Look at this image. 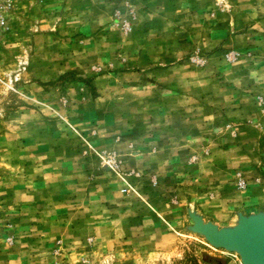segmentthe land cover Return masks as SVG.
<instances>
[{"label": "rangeland", "instance_id": "1", "mask_svg": "<svg viewBox=\"0 0 264 264\" xmlns=\"http://www.w3.org/2000/svg\"><path fill=\"white\" fill-rule=\"evenodd\" d=\"M261 188L264 0H19L0 264H242L188 211L232 226Z\"/></svg>", "mask_w": 264, "mask_h": 264}, {"label": "water", "instance_id": "2", "mask_svg": "<svg viewBox=\"0 0 264 264\" xmlns=\"http://www.w3.org/2000/svg\"><path fill=\"white\" fill-rule=\"evenodd\" d=\"M188 214L193 222L189 229L203 235L210 245L237 252L242 264H264V211L239 212L234 225L222 227L193 210Z\"/></svg>", "mask_w": 264, "mask_h": 264}, {"label": "crops", "instance_id": "3", "mask_svg": "<svg viewBox=\"0 0 264 264\" xmlns=\"http://www.w3.org/2000/svg\"><path fill=\"white\" fill-rule=\"evenodd\" d=\"M69 194H67V191L65 189H58L57 192H55V202L57 203H65L66 200L64 199L67 197ZM65 201V202H64ZM249 201L252 203H256L259 206L256 205H251L249 206L248 209L246 210H238L240 213H243L245 215L251 214V213H256L259 211H264V188H261L259 190L253 189L251 196H249ZM238 212V213H239ZM237 220V214L235 216V221Z\"/></svg>", "mask_w": 264, "mask_h": 264}, {"label": "built area", "instance_id": "4", "mask_svg": "<svg viewBox=\"0 0 264 264\" xmlns=\"http://www.w3.org/2000/svg\"><path fill=\"white\" fill-rule=\"evenodd\" d=\"M18 3L19 0H0V39L8 31L11 17L17 10ZM241 186H244L243 182Z\"/></svg>", "mask_w": 264, "mask_h": 264}]
</instances>
